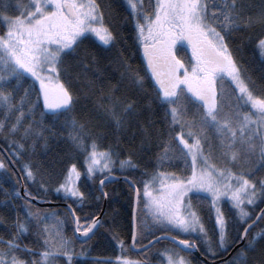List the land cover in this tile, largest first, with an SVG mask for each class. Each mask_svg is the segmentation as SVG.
Masks as SVG:
<instances>
[{"label": "trees", "instance_id": "obj_1", "mask_svg": "<svg viewBox=\"0 0 264 264\" xmlns=\"http://www.w3.org/2000/svg\"><path fill=\"white\" fill-rule=\"evenodd\" d=\"M15 1L0 0V34L6 31L2 17L16 13L12 14L8 6ZM94 2L111 39L106 44L92 34H86L73 52L63 56L58 67L60 82L65 87L70 86L76 100L70 112L45 110L42 97L38 98L31 80L21 81L20 85L13 81L11 86L0 87V96L10 97L8 101L0 99V146L22 174L25 193L42 202L56 203L41 206L26 199L20 192L15 170L0 150V161L4 165L0 167V250L12 241L20 246L21 251L16 253L20 259L35 260L38 264H118L121 257L154 264L162 260L161 255H151L156 250L166 248L183 252L167 240L158 241L140 253L130 248L134 191L125 180L104 185L107 202L100 226L85 242L75 237L72 216L61 204L68 202L73 207L81 230L101 213L104 197L99 182L106 175H91L87 171L88 156L94 149L110 155L119 165L112 173L129 177L141 192L144 181L150 176L160 173L190 175V167L179 158L183 148L179 137L183 135L189 144L199 140L202 154L216 169L240 176L255 185L259 200L249 206L251 215L246 221H240L237 209L230 202L225 201L222 205L226 219L225 250L219 249L221 236L210 198L201 194L191 196L194 211L219 249L215 257L208 258L214 260L227 255L240 242L245 226L264 206V193L258 183L264 180L259 147L251 155L245 154L246 148L245 152L241 151L242 130L248 135L264 133L262 120L250 101L224 78L223 83L218 84L217 107L221 115L235 113L237 120L230 121L222 130L211 125L202 126V112L197 113L199 105H189L186 112L178 113L177 122L173 123L171 114H165L167 106L156 98L157 86L147 69L136 29L140 17L153 14L155 1L141 0L138 7L142 12L138 15L130 12L125 0ZM203 2L217 5L209 8L211 15L231 0ZM243 4L246 5L245 18L240 30L232 32L228 39L229 49L249 91L264 101V55L258 44L264 36L260 35L259 23L246 29L243 27L248 16L258 15L261 3L260 0H243ZM5 6H8L7 11L3 10ZM17 13L20 15L19 11ZM129 67L135 76V84L123 76ZM0 77L8 79L2 60ZM3 83L0 80V84ZM114 100L134 104V112L120 120L123 104L117 107ZM232 131L236 132L235 137ZM190 132L193 135L190 136ZM254 143L259 145V139ZM190 159L189 156V162ZM73 166L81 172L77 191L82 195L75 200L67 198L62 188ZM26 172H31L32 176ZM149 212L148 215L141 212L138 206L137 246L155 236L147 235L148 223L152 224L149 217L155 219L154 212ZM25 247L28 252L23 251ZM65 251L70 256L72 254L71 262ZM45 252L49 253L47 257ZM192 262L205 264L197 258H191ZM216 264H264V220L248 233L245 243L230 258Z\"/></svg>", "mask_w": 264, "mask_h": 264}, {"label": "snow or ice", "instance_id": "obj_2", "mask_svg": "<svg viewBox=\"0 0 264 264\" xmlns=\"http://www.w3.org/2000/svg\"><path fill=\"white\" fill-rule=\"evenodd\" d=\"M260 3L258 15L248 16L244 27H253L259 23L260 35L264 36V0H260ZM135 7L133 5V8ZM216 7L214 3L206 5L202 0H156L153 14L144 17L147 23L137 22L136 24L147 61V69L157 86L156 98L162 105L167 106L165 114L166 116L171 114L173 123L177 122L178 113L186 112L189 105H199L197 113L202 112L200 121L202 126L211 125L222 130L230 121L238 119L235 113L221 115L216 104V89L218 83H223L226 75L236 84L240 93H247L240 79L241 69L233 60L228 44L232 32L241 28L246 5L243 4V0H231L230 3L220 6L218 12L210 15L209 8ZM14 8L20 12V15L2 17L6 31L0 34V60L6 65L8 79L0 77V80L4 81L0 87L11 86L13 81L20 85L21 81L31 80L38 98L43 99L45 110L70 112L76 100L70 91V86L65 87V84L60 82L61 73L58 67L62 63L63 56L73 52L86 33H95L105 43L111 39L107 29H98L93 26L98 18V5L94 0H89L88 3H80L78 0H32L28 5L17 4ZM3 10L7 11L8 6H5ZM213 24L215 27L212 26ZM101 31L105 35H101ZM259 48L264 50V38L259 39ZM123 76L131 79L133 84L136 83L130 67L126 69ZM248 98L252 99L250 94ZM0 99L8 101L10 97L0 96ZM113 103L117 107L123 104L120 120L135 110V105L132 103L115 100ZM255 106L264 113V101ZM112 115H115V112ZM189 135L193 133L190 132ZM232 136H236L235 131H232ZM179 139L180 144L183 145L179 158L190 167L191 174L161 177L156 194L150 190L149 183L143 184L142 192L139 188H135L134 192L141 212L144 207L151 208L155 220L164 227L180 229L183 232H195L198 224L196 213L189 212L185 218L181 211L182 208L192 207L191 196L201 192L208 193L215 205L222 197L227 196L228 192L219 186L220 181L214 175L216 169L199 167V140L195 144H189L184 140L183 135ZM255 139H259V145L254 143ZM241 141V151L245 152L246 148L247 155L253 154L256 147H259L260 167L264 168V133L252 132L248 135L242 130ZM98 155L107 157V153L93 151L89 157L91 160V165L87 169L89 174L93 173L95 166L100 163L96 159ZM73 172L75 173V166H73ZM75 174L79 177V173ZM28 176L31 177L32 173L29 172ZM100 183L103 185L104 180ZM129 183L130 186L134 184L131 181ZM258 183L261 192L264 193V180ZM152 184H155V180ZM248 185L249 181L242 179V187ZM62 187L65 186L62 185ZM251 187L255 195V185ZM241 190L242 188L232 192L230 197L238 208L242 203L238 194ZM65 191L70 192L73 197L82 195L75 187L71 189L65 187ZM142 197L147 198V204ZM248 202L254 201L249 199ZM261 211L262 215L259 219L264 220V210ZM216 212L217 224L223 238L224 221L219 208ZM241 213L248 215L242 209ZM133 215L136 216V208L133 209ZM98 223L99 221L94 219L92 225L85 226L83 235L87 236L91 227ZM76 231L80 232L78 220ZM248 231L249 229L245 228V234ZM136 239L137 235L134 231L133 240ZM179 243L189 248L194 247L188 240H181ZM20 251L18 244L8 241L5 248L0 250V264H38L35 260L20 259L16 255ZM23 251L28 252L29 249L25 247ZM64 254L68 255L66 251ZM44 255L47 257L49 253L45 252ZM68 259L71 262L72 257L69 255ZM125 264H131V262H125ZM180 264H183V261Z\"/></svg>", "mask_w": 264, "mask_h": 264}, {"label": "rangeland", "instance_id": "obj_3", "mask_svg": "<svg viewBox=\"0 0 264 264\" xmlns=\"http://www.w3.org/2000/svg\"><path fill=\"white\" fill-rule=\"evenodd\" d=\"M154 1L156 3V0H154ZM31 2H32V0H16L12 4V6H11V3H10V5H8V6L13 11V12L11 11V13L13 14L14 11L16 13L14 15H9V16L19 15V13H17V11L14 8L15 5H17V4L28 5ZM78 2H80V3H88L89 0H78ZM125 2L128 5L129 10L132 13L138 15V12H140V13L142 12V11H139V9H138L139 8L138 7V3H139L138 0H125ZM133 5H135L136 7L133 8ZM98 13L99 12H98V9H97L98 18L94 22L93 26L98 28V29H105L103 27L102 23H101V20H100V17H99ZM145 16H143L142 18L140 17V19H141L140 23H142V24L143 23H147V21L144 19ZM153 19H154V16H153ZM86 34H92L93 36L98 38L99 41H101L102 43H105L103 40L100 39L99 36H97L93 32H88ZM101 35H105V33L103 31H101ZM138 35H139V33H138ZM108 42H109V40H108ZM260 51L264 55V50L260 49ZM226 77H228V76H226ZM228 78L231 80L230 77H228ZM240 79L243 81V85L247 89V93H243V94L241 93V94L244 95L245 98L248 99V100H249V98H248L249 94L251 95L252 99L249 100L251 106L254 108V110H256V114L259 115L260 119L264 120V113H261L259 108L257 106H255V104H258L259 102H261V100L257 99L256 97H254V95H252V93L249 91V89L246 86V84H245L243 78L241 77V75H240ZM234 85L237 88L235 83H234ZM237 90L240 93L238 88H237ZM42 101H43V99H42ZM50 112H52V111H50ZM262 126H263V130H264V123L262 124ZM94 151L96 153H104V152H99L96 149H94ZM92 153H93V151L91 152V154ZM199 153H200V155L198 156V165H199V167H207L209 170H211L212 168L216 169L214 166H212L211 163H209L207 161L206 157L202 154L200 148H199ZM91 154L88 156L87 169L91 165V160L89 159ZM96 159L99 160L100 163L95 166V171L93 173H91V175H95L97 173L98 174L100 173L101 175H106L107 176V175L112 173V171H113V169L115 168L116 165L119 166L115 162V160L108 154H107V157H105L103 155H98L96 157ZM0 165H2L1 161H0ZM105 165H107V167H105ZM101 169H103V170L101 171ZM26 173L28 174V172H26ZM75 173H79V176H80L81 172L75 167ZM75 173L73 172V168H71L70 171L67 174V177H66L63 185L65 187H67L68 189H71V188L75 187V189L77 190V183H78L79 177H77ZM222 173H223V175H221ZM214 175L220 181V185L219 186L221 187V189L224 190V191H227L228 195L225 196V197H222L214 205L213 202H212V198H211L210 194L204 193V192H201L199 194L205 195V196L210 198V200L212 202V205L215 208V212H214L215 213V223H216V225H217V227L219 229V234L221 236L220 227L217 224V212H216V209L219 208V210H220L221 217H222V219L224 221V230H223V238H221V237L219 238L220 239V247H219V249L220 250H222V249L225 250L226 249V244H225L224 232H225L226 219H225V216H224V213H223L222 205H224L225 201L226 202H230L237 209V212H238L237 215H238V218L240 219V221L244 222L251 215V211L249 209V206H251L255 202H257L259 200V197L256 194L253 195V189L251 187L252 183L249 182L248 186H243L242 187V179H244V178H242L240 176H237V175H234V174H231V173H224L223 171L218 170V169H216V171L214 172ZM168 176H173V175L164 174V173L156 174V175H154L152 177L150 176L147 180L144 181V183H149L150 184V190H153L154 194H156V191H158L159 187H160V184H159L160 178L161 177H168ZM153 180H155V184H152ZM65 187H62L64 189L65 196L67 198H73L75 200V197L71 196L70 192H66L65 191ZM241 188H242V190L238 194L240 196V199L242 200V203H241L240 207L238 208V207H236L235 202L230 199V197H231L232 192L236 191L237 189H241ZM142 189H143V185H142ZM143 199L145 200V203L147 204L148 203L147 198H143ZM249 199H252L253 201L255 200V202L249 203L248 202ZM186 204H187V201H186ZM241 209L243 210V212H246L248 215H246V216L242 215ZM143 211L147 215H148V213H150L149 211H151L153 213L152 209L148 208V207H144ZM181 211H182V214L185 216V218H187L189 212L196 213L194 211L193 207H191L190 209L182 208ZM196 217L198 218V224H197V230L195 232H193V231L183 232L180 229H170V228L164 227L163 225L158 223L152 217H149L150 220H151L150 222L152 224L148 223L147 235H148V237H150V236H153V235L157 236L159 234H169V235L175 236V237H177L179 239H182V240L195 241L204 249L203 250L201 248V251L205 254V256H207L209 258H213V257H215L218 254V251H219V249L216 247V243L217 242L210 238V236L208 234L209 232L206 230L205 226L203 225V222L200 219V216H199L198 213H196ZM201 228L203 229L202 231H201ZM124 250L127 251L126 248H124ZM159 253L161 254L162 260L160 262H157V263H154V264H180L181 261H183V264H193V262L191 263V259L189 257H186V255L183 252H180L179 250H176V249H174V251H173V250H167L166 248H162V251L156 250V251L152 252L151 255H156L157 256ZM71 256H72V254H71ZM148 257H150V256L148 255L147 258ZM6 259H8V258H6ZM118 262H119L118 264H125V262H131V264H136L135 262H132L131 259H129V258L126 259V258H122V257L118 260Z\"/></svg>", "mask_w": 264, "mask_h": 264}, {"label": "water", "instance_id": "obj_4", "mask_svg": "<svg viewBox=\"0 0 264 264\" xmlns=\"http://www.w3.org/2000/svg\"><path fill=\"white\" fill-rule=\"evenodd\" d=\"M146 60V58H145ZM146 64H147V61H146ZM0 150L2 151V153L4 154V156L7 158L8 162L11 164V166L13 167V169L15 170L18 178H19V181H20V192L21 194L28 200L32 201L33 203H36L38 205H41V206H50V205H54L56 204L55 202H52V201H49V202H42V201H39L38 199L34 198V197H30L29 195H27L25 193V186H24V181H23V177H22V174L20 173V171L16 168L15 164L13 163L11 157L8 155V153L4 150V148L2 146H0ZM101 180H104V184L101 185ZM100 180L99 182V189H100V192L101 194L103 195L104 197V204H103V208H102V211L101 213L96 216L94 219L99 221L98 224H96L95 226L91 227L89 233L87 236H84L83 235V230H80V232H77L76 231V227H77V220H78V217L73 209V207L67 203V202H62L61 204L64 205L68 211L70 212L71 216H72V219H73V223H74V235L77 239H80L82 242H85L89 239L92 238V236L96 233V231L98 230L99 226H100V222H101V218H102V214L104 212V209H105V206H106V202H107V194L106 192L104 191V185L107 184V183H111V182H114V181H118V180H125L127 182H133L129 177L127 176H119V175H116V174H109L105 177H103L102 179ZM130 184V183H129ZM132 188H133V191L135 188H137L136 184L134 183L132 185ZM136 208V216H137V210H138V205L136 203V197H135V192H134V200H133V209ZM261 210H264V206L259 210V212L257 213L256 217L251 221L249 222L245 228H248L249 231L248 233L260 222V215H262V211ZM136 216L134 217L133 215V211H132V238H131V241H130V248L136 252V253H140V252H143L147 249H149L151 246H153L155 243H157L158 241H161V240H167V241H170L172 242L173 244H175L177 247H179L181 250L185 251V252H191L193 253L198 259L202 260L203 262L207 263V264H216V263H221V262H224L226 261L228 258H230L233 253L239 248L241 247L245 241H246V238H247V234H245V228L243 229L242 231V234H241V240L239 243H237L234 247L231 248V250L228 252L227 255L221 257V258H218V259H214V260H210L208 258H206L199 250L197 244L193 241H189L190 244H193L194 247L192 248H189L185 245H182L179 243V241H181L182 239H179L175 236H172V235H169V234H160L154 238H152L150 241H148L147 243H145L144 245L142 246H136V240L134 241L133 240V232L135 231L136 235H137V223H136ZM93 219V220H94ZM93 220L92 222L89 224L92 225L93 224ZM79 221V220H78ZM157 238H159L157 240ZM151 242V244L149 243Z\"/></svg>", "mask_w": 264, "mask_h": 264}, {"label": "flooded vegetation", "instance_id": "obj_5", "mask_svg": "<svg viewBox=\"0 0 264 264\" xmlns=\"http://www.w3.org/2000/svg\"><path fill=\"white\" fill-rule=\"evenodd\" d=\"M141 0H138V2H140ZM202 2H203V0H202ZM139 9V8H138ZM131 12V11H130ZM140 23V22H139ZM244 25H246V22L245 23H243V27H244ZM213 27H215V24H213L212 25ZM245 29L247 28V27H244ZM243 28V29H244ZM244 29V30H245ZM219 30V29H218ZM256 41V40H255ZM258 44H259V41H258ZM142 46V45H141ZM142 53H143V47H142ZM143 56H144V53H143ZM232 57H233V55H232ZM144 59H145V56H144ZM233 60H234V58H233ZM235 61V60H234ZM224 78H227V79H229L228 77H226V76H224ZM230 80V79H229ZM231 81V80H230ZM232 82V81H231ZM233 83V82H232ZM219 84V83H218ZM217 84V89H216V104H217V106H218V97H219V92H218V90H219V85ZM234 84V83H233ZM194 242V241H193ZM196 244H197V246H198V248H199V250H200V252H202L201 251V246L199 247V245H198V243L196 242ZM185 255H186V257H189L190 259L192 258H197L193 253H191V252H183ZM202 254L205 256V254L202 252ZM159 256L161 255L160 253L158 254ZM205 257H207V256H205ZM198 259V258H197ZM132 262H135L136 264H144L145 263V261L143 262V261H139V260H131ZM201 261V260H200ZM201 262H203V261H201ZM149 263H150V261H149ZM205 263V262H204Z\"/></svg>", "mask_w": 264, "mask_h": 264}]
</instances>
